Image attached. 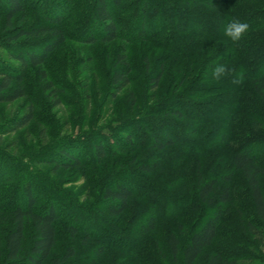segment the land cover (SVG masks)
<instances>
[{"label": "trees", "instance_id": "obj_1", "mask_svg": "<svg viewBox=\"0 0 264 264\" xmlns=\"http://www.w3.org/2000/svg\"><path fill=\"white\" fill-rule=\"evenodd\" d=\"M28 1L30 0H2L7 10V21L27 12ZM34 1L30 10L38 12L39 2ZM77 1L40 0L43 22L17 31L9 41H17L22 37L38 40L48 35H51L53 40L50 45L43 48L41 54L33 51L18 53L12 59L17 60L22 68L43 65L49 55L68 39L60 30L63 19L69 18V15L82 13L80 11L86 8L89 9L88 12L85 11L78 22L85 25L87 20L90 21L96 34L87 33L83 37L75 36V39L87 45L107 44L120 39L125 43H131L135 40H145V37L149 35V37L161 35L162 27L165 29L170 26L171 29L169 28L168 33L160 40V48L164 52L165 60L161 59V63L155 65L156 70L146 73L148 86L153 92L152 104L137 118L123 119L114 128L116 130L120 124L119 131L122 133L126 127L137 126V131L130 132L129 128L125 129L123 135L115 139V147L109 143L105 144V141L101 139L102 136L95 132L88 136L92 138V142L88 146L87 153L76 150L74 144H71L70 151L59 147L56 151L62 161L51 163L57 168L77 169L86 164L99 165L108 158L116 157L125 149L134 148L147 153L136 163L134 169L140 176L150 177L157 171L176 168L180 154L198 156L216 151L226 152L230 157L229 173L207 178L200 174L199 166L196 169L194 190L191 194H186L187 198H184L181 205H185L184 207H188V210H193L195 213L207 211L208 208L209 214L203 219L197 218L188 231L182 232V228L178 226L177 231L168 235L166 243L168 256L172 264H197L201 255L215 245L226 218V208H232L236 203V195L231 186L234 173L241 175L252 215L259 225L255 226L251 222H246V226L250 231H257L259 235L264 233V131L256 133L264 127L257 118V115L264 117L261 109V105H264V0H174L171 2H174L177 7L172 9L169 6V9L178 12L176 23L164 21L166 17L163 19L156 17L159 9L151 7L146 0H89V7L87 4L82 5L88 0H80L76 9L72 5ZM127 1L130 3L126 4ZM55 5H59L60 12L56 10V15H51L49 10ZM135 7H138L137 11L133 9ZM190 7H202L204 10H191L188 13L198 17L197 21L202 25L207 26L209 23L218 22V31L206 32L199 27L181 28L177 22L184 20V13L188 11L186 8ZM33 12L36 13V11ZM233 19L249 25L242 38L235 43L224 35L225 26ZM130 21L138 26L136 33L123 34L125 25ZM152 21L155 25L154 31L147 35L145 30L147 23ZM158 30L159 32L154 34ZM214 44H221V46L209 55L204 54L208 51V47ZM123 60L125 55L120 52V58L115 60V65L121 64ZM166 60L173 62L169 70H175V77L179 81H184L185 77L190 75L193 66L197 69L180 94H174L173 91L171 95L155 103L158 98L154 92L159 87L164 74ZM144 61L147 63V60ZM216 65L225 67V72L219 79L212 76V69ZM147 67L148 65H145V69ZM129 75L130 71L125 66L124 69L114 70L110 76V83L120 90L128 88L131 85ZM1 76L3 79L0 80V103L13 102L25 97L22 86L24 71ZM13 84L17 86L11 89ZM181 86L182 83L179 87ZM247 88H250L251 96H247ZM132 98H134L133 92L129 91L127 98L130 103L129 108L137 107L135 99ZM226 98H235V100H225ZM201 99L211 100L205 105L193 102L201 101ZM214 99L223 100L215 105L220 103L228 105V110L223 117L213 116L206 121H196L190 113L178 108V105H181L204 113L205 110L214 108L212 107ZM244 123L246 129L235 132L237 127L243 126ZM156 132H161L163 137L157 138ZM196 135L200 137L199 140L192 138ZM213 138L217 140L210 144ZM207 144L208 146H205ZM176 153L180 154L177 156ZM122 175L125 174L115 173L109 183L103 187L101 197L105 208L101 212L105 217L125 215L131 213L133 201L140 199L139 201L147 208L142 211L134 208L136 211L132 212L129 223L131 228L128 227L125 232L118 234L122 239L129 238L135 242L124 247L121 244L109 242L106 238L108 234L105 235L106 237L101 236L102 239H100L107 243V248L105 249V245L96 246L94 249L96 260L90 264H99L104 253L109 251L120 252L131 257L138 256L144 243L157 232L160 222L164 219H175L180 213V208L176 207L175 210L173 207L174 193L170 190L158 189L157 191L149 185L148 180L137 175L136 179L139 177L138 180H142V183L139 187L133 188L127 184L125 181L127 178ZM188 182L189 180L186 179L182 184ZM144 184L148 185V188ZM184 186L182 185V188ZM146 194L152 198V201ZM20 196L21 202H17L9 212L10 228L5 235L3 251L0 250L3 264H85L76 260L80 252L79 248L73 244L68 245L59 256L52 254L58 241L56 222L62 217L55 208V203L51 200L45 209L41 207L37 209L39 203L33 196L32 185L29 183L22 186ZM161 196H164L162 202L159 199ZM26 224H30L32 235L25 252ZM68 228L70 237L73 239L77 231L72 225H68ZM185 234L186 237L183 240L181 236ZM92 239L94 237L91 236L87 240V236H84L81 245L85 247ZM236 254L238 256V253ZM203 264L235 263L218 249L209 254Z\"/></svg>", "mask_w": 264, "mask_h": 264}, {"label": "rangeland", "instance_id": "obj_2", "mask_svg": "<svg viewBox=\"0 0 264 264\" xmlns=\"http://www.w3.org/2000/svg\"><path fill=\"white\" fill-rule=\"evenodd\" d=\"M146 1L151 7L159 9L156 17H162L161 19L166 17L164 21L169 20L176 23L178 12L169 9V6L172 9L177 7L174 2H171L174 0H167L168 3L165 2L166 0ZM34 2V0L32 3L31 0L28 1L26 3L29 7L27 12L16 15L7 21L6 7L0 0V80L3 79L2 74L14 75L24 71L22 86L25 91V97L22 99L0 103L1 252L6 232L10 228L9 212L17 202H21L20 191L26 183L32 185L33 196L39 203L37 209L39 207L45 209L52 200L57 211L61 213V219L56 222L58 241L53 255L59 256L68 245L73 244L79 248L80 252L76 260L90 264L96 260L94 252L96 246L105 245V249L107 248V243L101 240V236L108 234L105 237L109 242H115L124 247L134 243V240L122 239L118 234L125 232V229L130 227L132 212L136 211L134 208L139 211L147 208L139 201L140 199L133 201L131 213L117 217H105L101 212L105 208L101 197L103 187L109 183L115 173L119 172L125 174L122 177L125 176L127 184L133 188L141 185L142 180H138L141 177L148 180L149 185L156 188L157 191L164 189L173 192V207L175 210L176 207L180 208V213L175 219H164L160 222L157 232L144 243L138 256L131 257L120 252L109 251L104 253L99 264H172L167 252L168 235L177 231L178 226L182 228V232L188 231L197 218L203 219L209 214L208 208L207 211L205 210L206 213L205 211L195 213L193 210H188V207H184L185 205H181L184 198H187L186 194H191L194 190L196 169L199 166L200 174L207 178L229 173L231 170L230 157L226 152L216 151L198 156L176 153L177 156L180 154L176 168L157 171L150 177L140 176L134 169L136 163L147 154L134 148L125 149L116 157L108 158L99 165L86 164L77 169L57 168L51 163L62 161L56 151L59 147L67 148L70 151L71 144H74L76 150L87 153L88 146L92 142V138L88 136L95 132L102 136L101 139L105 141V144L109 143L115 147V139L122 136L125 129L129 128L126 127L120 133V124L116 130L114 129L117 123L126 118H137L146 108L149 109L152 104L151 94L153 95V92L148 86L146 73L156 70L155 65H158L162 61L161 59L165 60L164 52L160 48V40L171 27L168 26L165 29L162 27L161 35L157 34L155 37H149V35L145 37V40L125 43L120 39L107 44L87 45L75 39V36L83 37L87 33L96 34L90 21L87 20L85 25L78 22L81 15L85 11L88 12L89 9L86 8L80 11L82 13L69 15V18L63 19L60 30L66 34L68 39L49 55L43 65L22 68L17 60L12 59L13 56L31 51L41 54L43 48L50 45L53 40L51 35H48L38 40L22 37L17 41H9L17 31L43 22L40 0H37L39 2L38 12L30 10ZM78 3L80 0L72 6L76 8ZM128 3L130 1L126 2V4ZM84 4L89 7V0L83 2L82 5ZM181 6L183 5L181 4ZM181 8L183 9V7ZM59 9V5H55L49 10V13L56 15V10L60 12ZM133 9L137 11L138 7ZM200 9L204 10L202 7L186 8L188 11L184 13V20H178V25L184 29L199 27L206 32H217L218 22L209 23L207 26L202 25L197 21L198 17L188 13L191 10ZM82 27L84 28L81 31ZM125 27L123 34L130 35L136 33L138 26L130 21ZM154 27V21L147 23L145 29L147 35L152 34ZM157 32L159 30L154 34ZM218 46L220 47L221 44L211 45L204 54L209 55L215 52ZM120 52L125 55V60L121 64L115 65V60L120 58ZM144 60H147V63ZM123 63L125 65H122ZM172 64L173 62L170 60H166L164 63V74L159 87L154 92L159 99H156L155 103L165 99L173 91L174 94H180L197 69L196 66H193L190 75H187L184 81H179L175 77V70H169ZM145 65H148L147 69H145ZM124 66L130 71L131 85L120 90L111 85L110 76L114 70L124 69ZM181 83L182 86L179 87ZM16 86L13 84L11 89ZM129 91L133 92L134 98L132 99H135L137 103L135 108H129L130 103L127 99ZM246 91L247 96L252 95L250 88H247ZM210 100L201 99V101L193 102L205 105L209 104ZM225 100H235V98H226ZM256 100L258 99L256 98ZM222 101V99H214V105H212L214 108H209L204 113L181 105H178V108L190 113L196 121H206L212 119L213 116L223 117L226 114L228 105H221V103L215 105ZM261 109L264 114V105H261ZM257 118L264 124V117L257 115ZM239 129L244 131L245 123L243 126H238L235 132ZM129 130L136 132L137 126L131 127ZM262 131H264V127H261L256 133ZM156 135L160 139L163 137L161 132H156ZM192 138L199 140L200 137L196 135ZM179 139L181 140V138ZM68 140H71L72 143L67 142ZM215 140L217 138L211 139L210 144ZM136 175L139 176L138 179H136ZM233 176L231 186L236 195L235 206L226 208L227 214L220 228L219 239L212 248L201 255L197 264H203L208 255L218 249L235 264H264V233L259 235L257 231H250L247 228L246 222H251L255 226L259 225L252 215L251 205L248 202L240 173H234ZM186 179L189 182L182 184ZM182 185L185 186L182 188ZM144 186L148 185L144 184ZM147 196L152 201V198ZM159 199L162 202L164 196ZM237 217L240 218L236 220ZM68 225H72L77 231L73 239L70 237ZM31 235V226L26 224L24 251L27 249ZM84 236H87V240L91 236L94 237L85 247L81 245ZM185 237L186 234L181 236L183 240ZM0 264H3L1 254Z\"/></svg>", "mask_w": 264, "mask_h": 264}, {"label": "clouds", "instance_id": "obj_3", "mask_svg": "<svg viewBox=\"0 0 264 264\" xmlns=\"http://www.w3.org/2000/svg\"><path fill=\"white\" fill-rule=\"evenodd\" d=\"M249 25L245 22H241L238 19L231 20L224 28V35L228 37L232 42H238L244 33L247 31ZM225 72V67L222 65H216L212 69V76L215 79H219Z\"/></svg>", "mask_w": 264, "mask_h": 264}]
</instances>
